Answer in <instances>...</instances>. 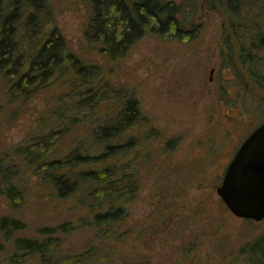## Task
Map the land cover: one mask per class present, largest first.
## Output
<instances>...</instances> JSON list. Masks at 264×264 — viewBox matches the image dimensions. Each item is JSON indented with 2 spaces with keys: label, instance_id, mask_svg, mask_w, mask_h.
I'll return each mask as SVG.
<instances>
[{
  "label": "rangeland",
  "instance_id": "374dc122",
  "mask_svg": "<svg viewBox=\"0 0 264 264\" xmlns=\"http://www.w3.org/2000/svg\"><path fill=\"white\" fill-rule=\"evenodd\" d=\"M44 6L41 35L57 29L73 53L106 77L110 99L99 106L93 124L112 117L130 97L141 112L140 121L127 132V138L140 142L127 155L129 173L134 171L140 185L127 203L128 217L106 240L91 227L60 234L57 256L86 253L85 259L92 256L86 264H251L248 247L264 235V220L233 214L217 187L242 143L264 122V86L243 80L225 63L222 43L231 33L227 14L201 9L193 21L202 26L197 39L147 35L113 63L85 37L91 16L87 1L44 0ZM65 81L55 80L19 103L7 97L0 101V162L22 170L16 182L25 191L19 209L0 192V217L10 215L26 223L17 237L43 239L39 229L88 214L74 200L51 197L15 156L18 146L52 130L61 136L58 146L65 153L87 133L90 121L69 127L63 117L70 100ZM4 87L0 80V99ZM151 127L156 134L146 138ZM175 138L174 148H167V141ZM12 240L5 242L0 264H10ZM55 259L45 263L35 254L26 264L63 261Z\"/></svg>",
  "mask_w": 264,
  "mask_h": 264
},
{
  "label": "trees",
  "instance_id": "16d2710c",
  "mask_svg": "<svg viewBox=\"0 0 264 264\" xmlns=\"http://www.w3.org/2000/svg\"><path fill=\"white\" fill-rule=\"evenodd\" d=\"M85 1L91 9L85 37L113 63L147 35L193 41L202 28L193 22L198 11L222 10L228 16L231 32L222 43L225 63L243 80L252 79L264 86V0ZM44 9V0H0V80L6 86L0 101L7 97L10 103H19L39 94L55 80L66 78L70 100L66 105L68 115L63 113V117L68 118L69 127L90 121L82 140L65 153L58 146L61 136L52 130L14 150L15 156L22 159L24 172L29 171L46 186L44 190L51 197L74 200L86 207L88 214L76 221L39 229L43 239L17 237L27 228L26 223L14 216H1L0 252L5 242L13 239L10 264H26L27 258L35 254H40L45 263L57 258L63 259L60 264H86L92 258L85 259L86 253L57 256L59 235L91 227L106 240L115 234V225L128 217L127 203L140 185L134 171L129 173L127 155L140 142L127 138V132L140 121L141 112L137 100L130 97L123 99L112 117L93 124L99 106L110 99L109 86L104 84L106 77L96 74L73 53L57 29L46 37L41 35ZM22 29L26 32L20 39ZM153 134L156 131L151 127L146 138ZM177 142V138L168 140L166 147L174 148ZM133 167L136 170V165ZM22 174L20 168L0 162V192L14 209L25 202V191L16 182ZM247 253L251 264H264V235L249 245Z\"/></svg>",
  "mask_w": 264,
  "mask_h": 264
},
{
  "label": "water",
  "instance_id": "95a60500",
  "mask_svg": "<svg viewBox=\"0 0 264 264\" xmlns=\"http://www.w3.org/2000/svg\"><path fill=\"white\" fill-rule=\"evenodd\" d=\"M217 192L236 216L264 220V122L242 143Z\"/></svg>",
  "mask_w": 264,
  "mask_h": 264
},
{
  "label": "flooded vegetation",
  "instance_id": "af4514ba",
  "mask_svg": "<svg viewBox=\"0 0 264 264\" xmlns=\"http://www.w3.org/2000/svg\"><path fill=\"white\" fill-rule=\"evenodd\" d=\"M261 124H262V123H261ZM261 124H260V125H261ZM260 125H259V126H260ZM235 154H236V153H235Z\"/></svg>",
  "mask_w": 264,
  "mask_h": 264
}]
</instances>
